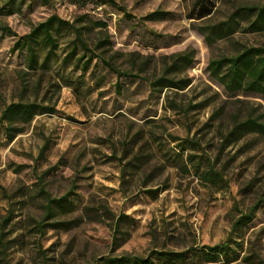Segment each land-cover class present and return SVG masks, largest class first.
Segmentation results:
<instances>
[{"label": "rangeland", "instance_id": "1", "mask_svg": "<svg viewBox=\"0 0 264 264\" xmlns=\"http://www.w3.org/2000/svg\"><path fill=\"white\" fill-rule=\"evenodd\" d=\"M46 1L0 13V111L19 99L54 108L10 141L0 126V264L155 260L154 251L181 252L175 264H264V133L227 137L247 116L264 122V95L228 92L206 69L210 58L264 48V30L250 31L246 19L226 37L205 34L264 0ZM203 4L211 12L200 18ZM155 10L165 15L145 18ZM52 14L83 27L91 52L64 32L50 68L22 89L25 51L12 44ZM179 53L192 61L172 66ZM161 76L184 87L152 90ZM209 168L218 175L211 182ZM42 191H70L68 208L45 220ZM257 201L232 235L237 259L207 261L203 246L222 243L239 211Z\"/></svg>", "mask_w": 264, "mask_h": 264}, {"label": "trees", "instance_id": "2", "mask_svg": "<svg viewBox=\"0 0 264 264\" xmlns=\"http://www.w3.org/2000/svg\"><path fill=\"white\" fill-rule=\"evenodd\" d=\"M20 0L16 4V0H0V13L12 14L17 10H20ZM73 3L77 0H69ZM113 2V0H103V2ZM45 2H47L45 0ZM204 8L199 17H205L210 14L211 9L201 5ZM241 11H232L225 20L206 27V39L213 40L214 38H221L230 35L239 25L240 20L247 21V29L250 31L264 30V5H251L245 6ZM124 14L125 11H123ZM165 15L164 12L155 10L148 13L145 18H161ZM92 24L106 27L104 21H94ZM83 27L76 26L74 23H70L58 17L55 14L48 16L44 21L31 25L29 31L26 34L19 36L12 44L11 51H25V64L24 69H19L18 78L22 89H25L28 82V76L36 75L38 79L45 74V70L49 69V58L55 57V49L57 47L58 38L66 31H70L73 34L74 43H78L79 46L87 51L91 52L87 47L86 42L82 37ZM8 33L11 31L4 27ZM71 53H73L71 51ZM70 53V54H71ZM102 56L101 61L110 70L116 72L118 75L128 76L126 71H120L115 63L111 59H105ZM192 54L179 53L174 57L172 66L183 63L189 64L192 61ZM90 62L84 63V67ZM144 63H140L143 66ZM206 69L210 76L215 79L220 85H222L228 92L237 90L255 92L264 95V48L262 47H244L241 51L231 55H220L208 60ZM141 70V69H139ZM38 71H41L38 75ZM186 84V83H185ZM149 85L152 90H156L158 87H173L181 89L183 85H179L178 82L166 77H159L155 80L149 81ZM53 107L45 105L35 101H25L19 99L8 103L0 111V126L4 129V136L7 140H12L17 134L23 132L25 128L31 123L36 115L43 113H52ZM254 131L257 133H264V122L259 121L257 117L247 116L243 121L236 122L229 130L227 137L232 140H239L241 136L246 133ZM181 147V145H179ZM44 147L42 146L40 153H42ZM208 172V173H207ZM204 174L205 178L210 182L218 175L211 168ZM45 195V216L44 219L48 220L56 212H60L69 206V200L66 195L58 198H51L49 194L42 191ZM260 202L252 204L246 212L239 211V216L231 223V228L227 238L222 242L212 246L204 245L201 249L205 254L207 261L215 262L222 258L224 262H231L237 259V252L235 246L231 243H238L232 239V235L236 233L242 226L250 222L254 216L256 208L260 206ZM42 223H38L41 227ZM57 224V223H55ZM155 260H151L149 257H122L107 259L104 264H175L178 259H181L182 253L177 251H154ZM102 264V263H97Z\"/></svg>", "mask_w": 264, "mask_h": 264}]
</instances>
